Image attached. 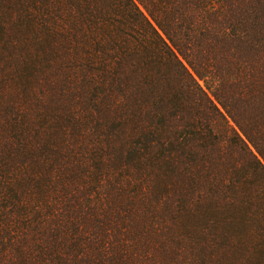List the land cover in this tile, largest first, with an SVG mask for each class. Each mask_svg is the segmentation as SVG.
<instances>
[{"label": "trees", "instance_id": "obj_1", "mask_svg": "<svg viewBox=\"0 0 264 264\" xmlns=\"http://www.w3.org/2000/svg\"><path fill=\"white\" fill-rule=\"evenodd\" d=\"M0 264H264V0H0Z\"/></svg>", "mask_w": 264, "mask_h": 264}]
</instances>
